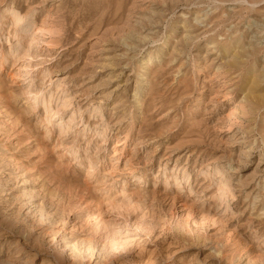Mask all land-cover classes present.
Returning a JSON list of instances; mask_svg holds the SVG:
<instances>
[{
	"label": "rangeland",
	"instance_id": "1",
	"mask_svg": "<svg viewBox=\"0 0 264 264\" xmlns=\"http://www.w3.org/2000/svg\"><path fill=\"white\" fill-rule=\"evenodd\" d=\"M0 264H264V0H0Z\"/></svg>",
	"mask_w": 264,
	"mask_h": 264
},
{
	"label": "bare ground",
	"instance_id": "2",
	"mask_svg": "<svg viewBox=\"0 0 264 264\" xmlns=\"http://www.w3.org/2000/svg\"><path fill=\"white\" fill-rule=\"evenodd\" d=\"M66 246H68V245H66ZM66 246H65V247H66ZM61 249H62V248H61ZM60 252H62V250H61Z\"/></svg>",
	"mask_w": 264,
	"mask_h": 264
}]
</instances>
